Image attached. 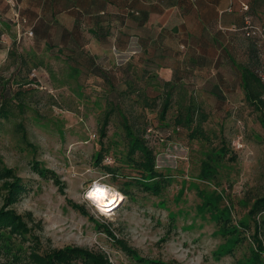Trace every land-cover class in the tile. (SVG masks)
<instances>
[{"label":"rangeland","instance_id":"rangeland-1","mask_svg":"<svg viewBox=\"0 0 264 264\" xmlns=\"http://www.w3.org/2000/svg\"><path fill=\"white\" fill-rule=\"evenodd\" d=\"M7 2L11 17H0V107L6 97L11 107L7 115L0 109V159L22 176L28 188L18 201L9 203L0 180V208H13L28 230L20 234L0 229V264H36L33 251L45 253L69 244L101 252L113 264H264V210L249 213L264 195V126L259 119L264 111L245 100L232 66V57L243 63L249 52L232 46L227 56L231 64L218 57L213 66V50L207 49L208 62L202 70L197 61L179 68L187 84L185 97L192 92L208 114L207 138L191 137L178 128L175 114L185 107L171 106L167 120L171 135L167 136V126L159 120V100L144 105L136 91L122 95L126 111L133 112L142 126H150L145 136L165 176L161 189L148 191L134 176L122 177L105 167L133 173V165L121 157L127 141L118 115L112 116L108 135L103 140L101 136L109 106L102 93L107 89L108 96L120 100L115 89L110 90L101 77L89 78L81 67L82 71L74 72L35 33L27 36L16 15L22 16L20 7ZM2 9L6 11L5 6ZM48 31L51 42L74 44L61 36L60 24ZM85 40L96 61L116 74L120 89L130 80L137 82L128 63L138 61L142 53L137 42L122 49L110 40L102 44L95 38ZM186 50H190L186 45L167 47L168 52H181L174 61L177 66L179 58L180 64L191 59L184 57ZM261 63L264 70V54ZM36 66L43 86L17 84L19 72L31 76ZM156 73L159 76L144 79L139 75L143 90L151 95L163 89L161 77L171 76L161 69ZM102 143L105 153L100 162L97 153ZM223 145L229 148L226 155L219 153ZM36 161L55 170L59 181L42 176L33 166ZM124 178L129 181L124 183ZM94 181L114 187L124 198L105 204L102 213L85 197ZM122 241L136 253L126 250Z\"/></svg>","mask_w":264,"mask_h":264},{"label":"trees","instance_id":"trees-1","mask_svg":"<svg viewBox=\"0 0 264 264\" xmlns=\"http://www.w3.org/2000/svg\"><path fill=\"white\" fill-rule=\"evenodd\" d=\"M135 1V0H133ZM232 7L229 6V9ZM249 5L247 9L248 10ZM137 8H135L132 4H128V7L123 10L124 17H128V24H124L123 20V28L125 26L131 25L132 21H136L135 13H139ZM22 14V13H21ZM23 17L26 18V21L20 22L24 26V30L28 26H31L34 33L37 36L38 40H43L46 44L47 48L55 49V52L63 56L69 63V65L74 69V72H77V69L81 68L87 72V76L89 78L94 77H101L105 84L108 85L110 90L115 89L117 92V96L120 100H114L108 96L111 92H108L107 89L104 91L107 93H102L105 95L106 102H108L109 106H107V110L104 115V121L102 123L101 128V136L102 140L108 135V126L111 122L112 116L118 115V120L121 123L124 129V138L127 141V149L125 150L124 156L121 155L122 158L128 160L132 166L133 173H126L125 171H117L112 170L113 168L109 164H105L106 169H109L113 172V174L122 175V177H132L136 179V182L139 183L142 188L148 191H158L161 189L162 180L165 178L162 171H160L156 166V152L153 146L150 145L148 142L147 137L145 136V130H148L150 126L140 124L139 120L134 116V113L127 112L126 108L123 107L121 97L122 95L129 94L131 90L136 91L138 93V99L143 102L144 105H150L154 100H159L160 110H159V120L162 125H166L167 127L164 129L168 132L167 136H170V125L168 120V114L170 111L171 106L177 105L181 108L178 113L175 114V123L177 124L179 129H184L191 137L200 136L203 138L208 137L207 128H206V121L208 119V114L204 107L200 104V101L194 99L192 96V92L189 93L188 97H185L184 87H187L182 81L183 74L179 71V68H189L195 61V58L191 55V59H188L185 63L180 64V58L177 62L179 65L174 66V69L171 73L170 78L164 77L160 78L163 82V89L159 91L155 95H151L146 93L143 90V84L140 80L144 79V77L150 75H157L156 72L160 70L161 67L165 65V62L169 61L170 56L169 54H173V61L177 59V57L181 56V52L177 51H167V47L170 44V41L166 38L160 37L159 34L155 35L154 31H156L155 27H149V35L153 36L151 39V44L147 47L142 53L140 54L138 61L128 60V63L132 66V70L135 71L134 78L137 79V82H132L130 80L129 85L124 88L120 89L115 80L116 74L111 71L109 68H104L101 64H99L96 59L95 55L89 50V47L86 45L87 41L85 40L86 37L84 33L81 32L83 30V26L80 29V24H74L71 26V35L72 37L68 40L70 42L73 39V45L69 43H64L63 45L58 42H51L49 40L48 35L50 32L48 31L52 27H56V25H63L61 23H33L29 21L28 16L22 14ZM147 16V13H146ZM250 15H244V21L241 26H236L235 29L239 30L241 34L248 39V52L249 57L247 58L246 62L239 63L232 57V66L236 68V71L240 78L241 87L245 93V100H247L250 104L254 107L261 109L264 111V73L263 67L261 63V48L264 46V41L260 39L257 35H248L247 28H246V17ZM1 17V14H0ZM3 19V18H2ZM251 19V17H250ZM5 20V19H4ZM252 21V19H251ZM253 22V21H252ZM256 23V22H254ZM260 24V23H258ZM264 24V23H263ZM99 28V27H98ZM97 27L89 28L92 34L96 35H103L105 32L101 33L98 32ZM108 33L110 32L111 28L108 26L105 29ZM123 30V29H122ZM128 32L127 28H124L122 32ZM3 32L2 27L0 26V35ZM33 33V35H34ZM61 32V36H62ZM60 36V38H61ZM63 37V36H62ZM83 39V40H82ZM126 40H118V46L120 48L126 47ZM163 43L164 46L161 44ZM175 46V45H170ZM160 47V48H159ZM14 50H11V54H13ZM17 53V52H16ZM229 54V52H228ZM14 55V54H13ZM16 57V55H15ZM22 58V57H21ZM25 63L27 62L26 57L23 60ZM205 65H198L200 70L204 68ZM37 67V66H36ZM41 67V66H40ZM81 67V68H80ZM38 68V67H37ZM47 70L46 77L49 79L50 74ZM82 71V70H81ZM137 71L139 73H137ZM152 71H156L151 73ZM141 73V75H140ZM149 74V75H145ZM142 79L140 78V76ZM127 78V77H126ZM17 79V84L21 85H32V84H41L43 86L44 82L42 80L31 74H23V72H19ZM107 87V88H108ZM129 87V88H128ZM22 89V88H21ZM23 90V89H22ZM127 92V93H126ZM18 94L20 91L18 90ZM10 95V94H8ZM11 97V96H10ZM8 98L6 97L5 101L2 103L0 109L3 111L5 115L8 114L11 104L8 103ZM12 99H14L12 97ZM6 103V104H5ZM264 114L261 113L260 121L264 126ZM160 125V124H158ZM158 127V126H156ZM160 134H164L161 129H158ZM104 147L105 144L102 143L101 147L97 153V161H103L104 157ZM229 152V148L225 145L221 146L219 149L220 155H226ZM229 157H233L231 154ZM120 158V159H122ZM38 172L45 177H50L54 181H59L58 173L50 167L42 166L38 161L33 163ZM208 170L210 169V165H208ZM0 180H4V188H6L5 193V200L9 203H14L19 200L22 194L27 190L28 186L25 180L22 178L21 175L15 172V170L7 165H4L2 160L0 159ZM127 180L124 178V183ZM124 186H121V190L127 193L128 190ZM121 192V191H120ZM74 205V204H73ZM78 206V204H75ZM74 205V206H75ZM264 210V195H261L257 198L254 202L253 206L250 208L249 213L253 215H257L258 212ZM244 225H247L248 222H244ZM242 224V225H243ZM249 225V224H248ZM7 229L11 232L16 233H25L28 230L27 224L24 222L20 214H18L13 208H9L6 206H2L0 208V229ZM109 229V228H107ZM238 236H234L236 239ZM123 247L128 250L130 253H136V250L130 246L127 242L122 241ZM33 259L36 264H113L112 260L105 254L101 252H97L90 248L80 246V245H65L63 247L55 248L54 250L47 251L45 253L39 252L37 250L32 252ZM258 259L261 260L260 256ZM262 263V262H260Z\"/></svg>","mask_w":264,"mask_h":264},{"label":"crops","instance_id":"crops-1","mask_svg":"<svg viewBox=\"0 0 264 264\" xmlns=\"http://www.w3.org/2000/svg\"><path fill=\"white\" fill-rule=\"evenodd\" d=\"M8 1V0H7ZM0 0L1 18L11 17V10H8V2ZM20 7L21 13L28 16L33 23H61L62 36L70 39L71 26L80 24L86 38H95L100 43L107 41L118 44V40H126V47L137 42L140 52L144 51L151 44L153 36L149 35V27H155V35L166 38L170 41L168 46H184L190 50L184 52V57L194 55L196 66L205 65L208 62L206 50H213V66L217 63L218 57L222 63L230 65L228 60V49L232 46L248 52L247 38L240 37V32L235 27L241 26L244 15H250L253 22L264 23V0H11ZM249 5L244 10L242 5ZM14 4V5H15ZM132 4L139 13H135L136 21L125 26L128 32H122L124 24H128V17H124L123 10ZM229 6L232 8L229 9ZM147 13V16H146ZM110 26L108 33L105 29ZM92 27H99L98 32L105 34L94 35L89 30ZM123 29V30H122ZM153 32V31H152ZM150 32V33H152ZM101 43V44H102ZM89 43L86 45L88 46ZM162 46L163 43L161 44ZM169 53V52H168ZM141 54V53H140ZM171 54V53H170ZM264 54V46L261 48ZM226 56V57H224ZM170 57H173L172 55ZM173 59V58H172ZM170 59L165 62L161 70L172 73L176 63ZM199 60V61H198ZM186 63V62H185ZM183 63V64H185ZM229 63V64H228ZM170 78V77H168Z\"/></svg>","mask_w":264,"mask_h":264},{"label":"clouds","instance_id":"clouds-1","mask_svg":"<svg viewBox=\"0 0 264 264\" xmlns=\"http://www.w3.org/2000/svg\"><path fill=\"white\" fill-rule=\"evenodd\" d=\"M85 197L91 199L103 213L105 212V202L112 203L123 199L122 193L108 184H102L99 181H94L86 190Z\"/></svg>","mask_w":264,"mask_h":264},{"label":"built area","instance_id":"built-area-1","mask_svg":"<svg viewBox=\"0 0 264 264\" xmlns=\"http://www.w3.org/2000/svg\"><path fill=\"white\" fill-rule=\"evenodd\" d=\"M242 8L243 9H247L248 8V4L244 3L242 5ZM16 15H17V19L19 20L18 21L19 23L26 21V18L21 16L20 13H16ZM246 28H247L246 32H247L248 35H257V36L260 37V39L262 41H264V24L254 23V22L251 21L250 17L247 16L246 17ZM33 33H34V31H33L32 27L28 26L26 28V30H25V34L27 36L31 37L33 35ZM31 74L34 75V76H37V77H39L41 79L39 68L33 67L32 71H31ZM110 161H112V159H110Z\"/></svg>","mask_w":264,"mask_h":264},{"label":"bare ground","instance_id":"bare-ground-1","mask_svg":"<svg viewBox=\"0 0 264 264\" xmlns=\"http://www.w3.org/2000/svg\"><path fill=\"white\" fill-rule=\"evenodd\" d=\"M118 191V190H117ZM120 192V191H119ZM120 193H122V192H120ZM122 195H123V193H122ZM124 198V197H123ZM117 201H119V200H117ZM117 201H113V202H117ZM118 203V202H117ZM105 204H109L108 202H105ZM110 205V204H109Z\"/></svg>","mask_w":264,"mask_h":264}]
</instances>
